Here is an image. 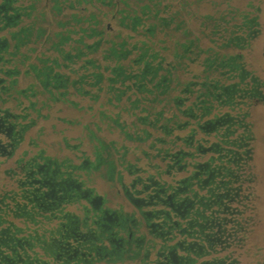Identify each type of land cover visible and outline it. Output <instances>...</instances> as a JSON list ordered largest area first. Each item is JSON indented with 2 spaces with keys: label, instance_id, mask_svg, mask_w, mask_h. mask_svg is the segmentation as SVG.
Listing matches in <instances>:
<instances>
[{
  "label": "trees",
  "instance_id": "1",
  "mask_svg": "<svg viewBox=\"0 0 264 264\" xmlns=\"http://www.w3.org/2000/svg\"><path fill=\"white\" fill-rule=\"evenodd\" d=\"M263 13L261 0H0V156L36 149L8 171L0 264H49L34 248L53 264H239L254 225L247 119L264 105L245 57ZM48 132L73 157L48 156ZM82 174L133 212L106 208ZM5 215L57 226L23 236Z\"/></svg>",
  "mask_w": 264,
  "mask_h": 264
},
{
  "label": "rangeland",
  "instance_id": "2",
  "mask_svg": "<svg viewBox=\"0 0 264 264\" xmlns=\"http://www.w3.org/2000/svg\"><path fill=\"white\" fill-rule=\"evenodd\" d=\"M262 1V7L264 10V0ZM201 12H209L208 8L203 9ZM261 22L264 24V13L261 16ZM246 67L249 70L255 72V74L264 79V26L262 29V34L253 42L252 50L245 57ZM247 123L250 125L253 141L251 145L252 151V161L250 170L246 171L248 177L252 178L251 190L253 192V203L254 213L250 210L246 211L245 216L251 215L254 217V225L251 227L246 244L242 249H237L233 253V257L239 261V264H264V105L256 104L249 109V117ZM48 125V124H47ZM46 126V124H45ZM48 127V126H46ZM58 130H64L63 136L70 138H77L80 134V130L71 127H65L61 124L57 125ZM33 134L30 133V135ZM62 135L51 136L48 132L42 142L46 145V154L52 158H57L61 160L65 156L73 157L71 152H68L62 145H59V140ZM104 136L110 140H118L117 135H105ZM0 139L2 137L0 136ZM3 140V139H2ZM71 143H73L71 141ZM40 146L43 145L40 143ZM130 146V144H128ZM23 151H28L29 154H34L36 149L30 148L26 142L15 152L12 158H3L0 156V197L5 194L18 193L19 188L17 186V181L20 175H8L9 170L15 169V162L17 158L21 156ZM132 160V157H129ZM79 179L84 182L86 190H92L96 196H102L105 199V207L110 210L123 211L124 213H132L133 208L128 204L122 193H119L117 186L114 183H110L105 179H102L98 174L92 176H86L84 174L79 176ZM2 199V198H0ZM82 204V203H81ZM66 214H74L81 217L82 211L80 206L77 205H67L64 208ZM0 213H3L1 210ZM2 216V214H1ZM6 222H11L14 227L22 230V235L26 236L29 233L37 231L38 234H44L51 230H55L57 223L54 221L46 222L40 221L37 225L32 226L24 222L21 219H14L11 216H6ZM1 225L0 227H4ZM139 236L144 234V229L140 228ZM49 238V233L45 235ZM233 250V249H232ZM231 250V251H232ZM230 251V250H229ZM230 251V252H231ZM226 253H221L224 256ZM32 257H37L41 260L51 263V260L45 255L40 249L34 248L28 252ZM153 256L150 257V260ZM93 264H105L103 262H95ZM117 264H141L139 260L135 261H125Z\"/></svg>",
  "mask_w": 264,
  "mask_h": 264
}]
</instances>
